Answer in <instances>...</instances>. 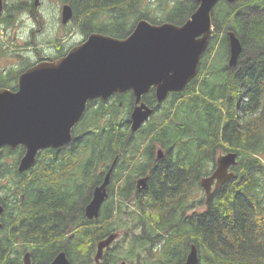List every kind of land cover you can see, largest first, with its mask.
<instances>
[{
	"label": "trees",
	"instance_id": "obj_1",
	"mask_svg": "<svg viewBox=\"0 0 264 264\" xmlns=\"http://www.w3.org/2000/svg\"><path fill=\"white\" fill-rule=\"evenodd\" d=\"M32 1L22 2L25 10ZM61 1L72 22L90 26L80 29L85 37L117 39L139 19L181 25L197 7L193 0ZM211 23L195 78L159 105L153 91L144 95L154 112L136 132L127 91L88 102L71 142L40 151L24 173L17 172L24 148L2 149L0 264H22L26 252L31 264H48L60 251L70 264H95L96 244L112 233L120 237L98 264H181L192 244L198 264H264V0H220ZM227 31L242 46L235 68L227 65ZM227 152L237 154L234 175L206 202L200 180ZM110 169L108 197L89 220L85 205Z\"/></svg>",
	"mask_w": 264,
	"mask_h": 264
},
{
	"label": "water",
	"instance_id": "obj_2",
	"mask_svg": "<svg viewBox=\"0 0 264 264\" xmlns=\"http://www.w3.org/2000/svg\"><path fill=\"white\" fill-rule=\"evenodd\" d=\"M193 1L197 5L195 11L181 25L169 22L156 25L139 19L125 38L90 33L64 56L52 62L38 63L21 74L16 91L0 89V152L5 146L24 148L17 172L24 173L32 168L40 151L67 146L72 140L71 131L82 118L88 102L106 101L114 94L131 91L130 130L134 133L154 112L142 100L145 94L153 91L157 104H161L170 93L182 92L197 74L200 58L212 33L211 12L220 0ZM39 4L40 0L33 1L34 8ZM72 15L70 5L61 6L63 25L70 22ZM226 36L227 65L235 68L242 46L234 32L227 31ZM162 156V151L158 150L156 159ZM236 159L234 152L216 157L215 169L200 180L206 202L213 187H220L233 177L234 173L229 169L237 164ZM109 176L110 171L94 188L84 208L89 220L98 217L108 197ZM146 182L147 176L141 177L136 181V187L144 189ZM2 212L0 204V216ZM117 236L110 234L96 244L95 263H99L103 251ZM198 262L197 249L192 244L182 264ZM23 264H30L28 253ZM49 264H69V261L64 252H59Z\"/></svg>",
	"mask_w": 264,
	"mask_h": 264
},
{
	"label": "rangeland",
	"instance_id": "obj_3",
	"mask_svg": "<svg viewBox=\"0 0 264 264\" xmlns=\"http://www.w3.org/2000/svg\"><path fill=\"white\" fill-rule=\"evenodd\" d=\"M144 1L147 3V0H144ZM22 2H24V0H22ZM63 3L65 2H62L61 0H41L40 6L37 7V11L38 13H40V18L37 19L38 27H40L38 34L35 32V29L33 28L34 24L31 25V22L27 21V17H28L27 13L23 15L19 13L18 23L20 22L21 25L16 26L17 41L19 43V46L16 47L13 45H9L6 38H2L0 40V66L8 64L7 66L10 68L9 70H14L16 68L15 66L24 62V60H22L23 58L17 56L16 53H19L20 51H22L21 47H23L25 43L31 44V42L35 41V39L37 40V45H39L38 47L40 49L44 48L45 46H49L45 44V42L51 41L53 45L58 49L57 56L60 55L59 52H66L71 47L83 41L86 37L85 35L81 33L80 29L87 30L90 28V26L88 25V23L87 25H82L83 20H79L75 22H72L70 20V22H68L65 26H63L60 23V18H61L60 12H61V6ZM32 6H33V3H32ZM48 22L51 28V33L49 37H46V34H43L42 32V28H44L46 23ZM24 51H25V56L28 58V53L32 51V48L31 47H29L28 49L26 48ZM4 53H7V54L4 55ZM103 102H107V101H103ZM202 197L203 196H201L200 194L198 196V199L199 198L202 199ZM201 209L202 208H198L199 211ZM131 210H133L132 204H131ZM94 255H95V251L93 253V261H94Z\"/></svg>",
	"mask_w": 264,
	"mask_h": 264
},
{
	"label": "flooded vegetation",
	"instance_id": "obj_4",
	"mask_svg": "<svg viewBox=\"0 0 264 264\" xmlns=\"http://www.w3.org/2000/svg\"><path fill=\"white\" fill-rule=\"evenodd\" d=\"M40 4H41V0H40ZM40 4L38 5V7L40 6ZM63 4H65V3H63ZM29 9L30 10L24 9V5L22 3V0H0V40L2 38H6L9 45H13L16 47L19 46V43L17 41V30H16V26L21 25L20 22L18 23L19 13L21 15L27 13V15H28L27 21H30L31 25L34 24L33 28L35 29V32L38 34L40 27H38V20L37 19L40 18V13H38L37 8H34L33 6L30 7ZM60 14H61V12H60ZM60 23H61V18H60ZM63 26H65V25H63ZM42 32H43V34H46V37H49V35L51 33V28L49 26V22L46 23L44 28H42ZM45 44H47L49 46H45L44 48L40 49L38 47L39 45H37L36 39H35V41H32L31 44L25 43L23 45V47H21L22 51H20L19 53H16L17 56L23 58L22 60H24V62L15 66L16 68L14 70H9L10 68L7 66L8 64L0 66V89H8V90L13 91V92L16 91L17 90V79L21 74H23L28 69H30L31 67L35 66L38 63L55 61L67 53V51L66 52H59V54L63 53V55L57 56L58 49L53 45V43L51 41H47V42H45ZM29 47L32 48V51L28 53V58H27L25 56L24 50L26 48L28 49ZM6 54L7 53H4V55H6ZM9 65H11V64H9ZM96 100H100V99H96ZM111 170L112 169L109 170L110 174H111ZM230 170H232V168H230ZM109 178H110V176H109ZM110 182H111V179H109V184H110ZM214 188H216V187H213L212 190ZM84 216H85V214H84ZM116 234L118 235L116 238H119L120 233H116ZM114 241L115 240H113V242ZM113 242L106 249L110 248L111 245L113 244ZM104 251H103V253H104ZM60 252H64V251H60ZM95 252H96V250H95ZM27 253L29 254V252H26L24 254V256ZM65 255H66V253H65ZM24 256H23V262H24ZM29 256H30V254H29ZM102 257H103V254H102ZM66 258L68 259L67 255H66ZM30 264H31V261H30ZM69 264H70V262H69Z\"/></svg>",
	"mask_w": 264,
	"mask_h": 264
},
{
	"label": "bare ground",
	"instance_id": "obj_5",
	"mask_svg": "<svg viewBox=\"0 0 264 264\" xmlns=\"http://www.w3.org/2000/svg\"><path fill=\"white\" fill-rule=\"evenodd\" d=\"M145 95H146V94H145ZM154 98H155V97H154ZM155 101H156V100H155ZM156 103H157V102H156ZM260 132H261V130H260ZM6 147L9 148V149H11V148L8 147V146L3 147L2 149L6 148ZM16 147H19V146H16ZM16 147H15V148H16ZM2 149H1V151H2ZM13 149H14V148H13ZM0 154H1V152H0Z\"/></svg>",
	"mask_w": 264,
	"mask_h": 264
}]
</instances>
